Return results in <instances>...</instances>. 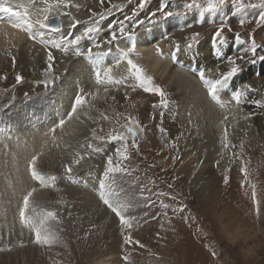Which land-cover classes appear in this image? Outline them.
Segmentation results:
<instances>
[{
  "label": "rangeland",
  "instance_id": "374dc122",
  "mask_svg": "<svg viewBox=\"0 0 264 264\" xmlns=\"http://www.w3.org/2000/svg\"><path fill=\"white\" fill-rule=\"evenodd\" d=\"M79 2L80 11L75 8L69 9L77 14L83 12L81 21L88 20L89 8L92 11H102L97 0H81ZM113 2L121 4L122 10H114L110 14H106V18L100 22L101 31L93 33L90 38L81 41L79 48L82 51L99 42L103 47L99 50L93 48V51L102 50L107 53L109 47L112 49L113 44L109 46L104 44V41L110 39L111 26L119 27L121 20H124L125 26L128 27L143 20L144 23L138 24L135 28L136 34L141 30L144 31L148 25H155L160 20L172 18L180 19V26L166 29L158 24L155 33L156 36H159L157 37L159 40H162L164 35L170 37V40H162L166 44L167 51H174L172 41L181 45V51L176 54L179 56V61L170 66V73L180 68V70H184L185 74L188 76L190 74L196 79L198 70L207 69V78L214 79L217 70H227L222 57L233 55L246 48L249 42V37L246 34L249 33L253 34L258 51L264 49V25L257 23L259 16L264 13V0H241L243 7L236 6L235 0H226L225 4L218 6L213 11H205L209 0H148L145 8L138 10V15L133 21L125 20V17L131 16L132 10L136 9L137 0H132L131 4L127 0H113ZM193 2L199 7L189 9L188 4ZM108 6L106 3L105 7ZM160 8H164L165 12L172 11L174 15L167 17L158 11ZM153 12L156 13L155 17H152ZM150 17L151 19H149ZM241 19L246 21L243 28L239 26ZM222 20L227 21L234 31L225 33L227 43L222 46L221 57H217L216 49L212 46V37L217 25ZM235 31L241 33L245 40L244 44L234 42ZM193 33L200 34L198 42L192 49L186 50L187 41L185 38L191 37ZM23 46L27 55L25 54L19 65L12 63V56L17 59V53H13V50L8 52L11 54L9 62L0 63V246L5 243L15 245L18 241L23 240L25 247H14L11 252L0 253V264H95L101 261H105V264H125L124 256L126 254L128 255V264H264V232H257L259 226L255 220L256 217L263 219L261 229L264 230V113L262 112L263 107L259 106L264 104V102L261 103L264 101L262 96V94L264 95V61L257 60L255 63L243 66L242 72L227 87L231 90L230 94L232 95L227 94V88L223 90L224 96L228 95L229 97L226 98L229 99L225 101L226 110L221 113L218 112L220 110L214 108L217 106L216 104L214 107H207L208 111L206 112L202 108L201 98L199 97L196 101V98L188 93L189 87H192L191 90L196 89V93L199 95L200 84L198 82H195V84L197 83L196 88L186 81L182 84L181 80H177L173 75L168 80L169 76L162 77L158 74L156 77L151 73L147 74L152 76L154 83L162 87L166 93L167 108L157 106L154 109L152 105H159L160 98L145 93L141 89L128 93L130 100L126 102L123 87L118 91L116 88H111L112 90L107 94L109 97H117L115 101L109 99L108 102H104L102 99H98L99 101L95 102L92 115H98L96 109L106 111L109 115L114 112L131 113L144 127L138 140L139 154L130 148V160L122 162L131 174H117L112 179L115 183L122 184L130 196L135 197L134 203L143 204L144 197H148L147 202L151 207H137L131 214L141 216L147 211L149 215L156 214L158 216V220H152L142 226L134 225L132 229L133 238L145 244L146 249H140L135 245L131 247L122 245L117 218L98 199L97 185L107 166V156L113 155L115 147H118L119 144L117 142L105 144L103 145L104 151L94 153L90 158H86L79 165L74 166L72 175L77 183L73 184L65 178L63 168L64 165L71 162V149L63 151L62 148L55 147L51 137L55 135L56 143L62 144L71 141L75 145L77 141H83L88 128L97 125H93L89 120L81 117L85 121L83 125L78 122H69L63 130H59L62 131V135L58 134V130L54 134L50 133L51 136L45 138L47 147L44 149V155L38 161V168L48 175L57 176L59 178L57 187L61 191L41 189L34 194V198L36 201L53 207L58 212L62 224L57 225L56 222H50V224L54 229L61 227L64 229L59 234L66 240L69 247L65 249L54 245L51 249H47L31 243L34 238L32 231L22 226L16 218L18 217L16 213L18 203L23 193L21 190L19 194L15 191L14 197L17 199L14 200L15 198L11 197L12 190L8 189V191L4 186L11 179L8 178L7 183L4 182V175L9 177L11 157L18 153L17 142L25 141L24 134L31 130L29 134L32 135L34 132L43 130L44 127L54 126L69 109L70 102L74 94L78 92L77 90L81 88L91 90L94 80L87 77L84 81L82 79L84 76H81L79 68H76L77 66L83 68L82 60H79L82 56L77 57L71 52L65 55L53 49L56 57L52 70L54 79L45 87L44 82L48 79L45 73L46 56L42 58V52L37 46H33V48L27 44ZM259 54H264V51H259ZM7 55L5 54V57ZM41 55L42 57H40ZM107 60L108 56L106 55L105 61L108 62ZM90 70L92 69L90 68ZM17 75L23 77L19 84L15 82ZM69 79L71 82L68 85ZM70 85L71 87H69ZM128 90L130 91V89ZM241 90H244V95L237 103L232 98L235 91ZM208 100L209 104L213 105L214 101L210 97ZM53 110L61 111L62 114L56 118L53 116ZM249 113H255V115L249 120H244L243 117ZM225 115L229 116V120L222 123ZM36 120L41 122L36 125ZM103 127L105 131L112 127L123 130L114 122L112 124L103 122ZM225 127H227L228 148L222 147ZM161 129L165 131L161 132ZM174 131L178 133L177 142H174L175 139L172 137ZM210 138H212V142L214 141V146L213 143L211 146L206 145V140ZM241 142L244 144L243 155L238 159L233 156V153L241 152L239 147ZM173 143L176 148L172 147ZM4 144L9 145L7 150L3 147ZM232 145H236V147L233 148ZM158 152L159 155H157ZM205 153L209 154L207 158L209 161L206 165L204 162L200 163L201 160H204L202 155ZM173 155L181 157L177 161L178 165L185 162L184 155H189L188 163L201 165L199 170L204 171L208 177L207 181L199 184L201 187L208 186L210 184L208 178H211L215 191L222 192H219L215 198L219 199L217 203L215 201L205 202L203 199L197 198L189 186H184L179 179L175 181L172 188H168L167 185L172 182L173 176H177L176 167L175 169L173 167L165 168L162 161ZM217 160L220 161L222 167L217 166ZM242 160L246 162L249 174L248 183L244 182V174L240 171ZM114 162H116L115 157ZM24 164L26 165V162ZM153 164L155 167H149ZM177 164L176 166H178ZM225 168L230 169L227 172L230 177L227 187L222 182V172ZM162 169L164 170L162 171ZM12 183L14 184V182ZM31 186L38 189L40 187L34 181L25 187ZM253 186L255 187L253 188ZM141 190H143L142 194ZM253 191L256 193V202L259 204V215L255 211ZM161 192L169 195L161 196L159 195ZM171 195H177L178 201H182L188 206L182 215L191 212L197 218L191 226L185 224L180 216L173 217L172 223L169 224L167 218L159 215L162 211V203L178 206L176 201L170 199ZM58 201L61 202L57 203ZM209 207L214 209L208 210ZM7 210L8 212H6ZM11 212L16 214L12 216ZM171 215L169 209V216ZM162 224L163 227H161ZM197 228L202 229V232H197ZM236 229H240L239 233L242 234L256 230L254 232H257V237L248 239L247 245L260 240V242L258 241L259 247L256 250L250 247H241L238 244L241 234L238 238L235 237L236 245L232 244L228 240V236H233ZM20 230L22 231L17 232ZM85 236L87 239H83ZM149 249L155 255L150 254ZM213 251L216 253L215 256L212 255Z\"/></svg>",
  "mask_w": 264,
  "mask_h": 264
},
{
  "label": "snow or ice",
  "instance_id": "6c2138e0",
  "mask_svg": "<svg viewBox=\"0 0 264 264\" xmlns=\"http://www.w3.org/2000/svg\"><path fill=\"white\" fill-rule=\"evenodd\" d=\"M97 2L101 6L102 11H92L91 8H89L88 11L90 15L88 20L81 21L73 16L71 12L66 11L68 8H75L77 11L81 10V6L73 3L72 0H17L15 7H12L8 3V0H0V13H3V15H0V27L6 24L13 29H18L26 33L28 39L43 47L46 53L47 65L45 73L48 77L44 82L45 87H47L48 83L54 79L52 77V70L56 57L54 56L53 49L58 50L65 55L71 52L76 56H84L90 61L94 77L93 88L91 90L81 88L76 92L70 102L69 109L60 117L54 126L50 127L49 130L43 134V136L47 138L50 133L54 134L57 129L63 130L65 125L69 122H78L83 125L85 121L81 119V117L89 120L93 125H97L96 127L88 128L83 141H77L75 145L71 141L62 144L56 143L55 135H52L51 137L55 147L62 148L63 151H69L71 149V162L64 165L63 168L65 178L73 184L77 183V180L74 179L72 175L74 166L79 165L81 161L86 158H90L92 154L104 151L103 145L105 144H112L113 142L119 144L118 147H115L114 154L107 156V166L97 185L98 199L105 208L117 218L119 233L122 237V245L128 247L135 245L140 249H146L145 244L141 243L138 239L133 238L132 229L134 225L142 226V224H148L152 220H158V216L156 214L149 215V212L147 211L141 216L131 214L137 207L150 208L151 205L147 202L148 197H144L143 204L134 203L135 197L130 196L128 190L124 188L122 184L115 183L112 179L117 174H131L129 169L124 166L122 162L130 160V148L134 149L136 153L139 154L140 145L138 140L140 133L144 131V127L135 116L131 115V113L126 114L114 112L112 115H109L106 111L96 109L98 115L94 116L92 115V112L95 109V102L98 99H102L104 102H108L109 99L115 101V96L109 97L107 95L111 88H116L118 91L123 87L125 89L124 100L126 102L130 100L127 91L128 89L132 92L141 89L145 93L156 95L160 98V101L159 105H152L154 109L157 106L160 108H167L168 100L163 88L156 85L153 81V77L147 74L146 69L133 59V57L138 59L140 55L137 51V44L134 41V35L135 28L138 24H143V20L138 21L137 24H133L131 27L125 26L124 20L119 21V27L111 26L112 31L110 32V39L105 40L104 44L111 46L113 42L118 41L121 38H124L126 44V47L124 48H117L116 59L113 60L111 64L105 61V56L111 53V47H109L107 53L103 51H93V48L99 50L103 47L99 42L94 43L92 47H88L84 51L79 48L82 40L90 38L93 33L101 31L100 22L106 18V14H110L113 10H122L121 4L114 3L113 0H97ZM127 2L131 4L132 0H127ZM225 2L226 0H209L205 11L216 10L218 6L225 4ZM235 2L236 6L243 7L241 0H235ZM106 3L109 5L108 7H105ZM147 3L148 0H137L136 9H133L131 16H126L125 20H135L138 15V10L144 9ZM193 7H199V5L195 2L188 4L189 9ZM158 11L167 17H172L174 15L172 11L165 12L164 8H160ZM62 16L67 17L69 20L66 31L64 25L60 22V17ZM155 16L156 13L153 12L152 17ZM149 19H151V17ZM257 23L264 25V13L259 16ZM81 24L90 26H86L83 31H78V26ZM245 24L246 21L244 19L239 20V26L241 28L245 27ZM233 31V28L230 27L225 20H222L217 25L212 37V46L216 49L215 54L217 57H221L222 46L227 43L225 33H232ZM47 32L59 33L60 35L57 40H46L44 37ZM199 35V33H193L191 37L185 38L187 41L185 45L186 50L192 49V47L198 42ZM246 35L249 37V42L246 48L235 52L233 55H224L222 57L227 70H217L214 79L207 78V69L198 70L196 73L200 81L207 85L208 96L213 101L220 103L221 107H227V105L220 102V91L225 90L230 86V82L242 72L243 66L245 64L255 63L257 60L264 61V54H259V51H264V49L258 51V45L255 42L253 34L249 33ZM161 39L170 40V37L164 35ZM234 42L236 44L245 43V40L239 31H235L234 33ZM171 43L174 47L171 56L175 59L176 54L181 51V45L175 41H172ZM155 52L157 55H163L159 42L155 44ZM11 60L13 65H15L16 58L12 56ZM122 64L126 65V68L122 73L117 74V70L120 69ZM22 79L23 77L21 75H17L15 77V82L19 84ZM101 88L105 94L103 96L100 94ZM243 95L244 90L235 91L232 99L238 103ZM260 107H264V105H260ZM253 115H255V113H249L248 115H245L243 119L249 120ZM228 120L229 116L225 115L222 123H225ZM103 122H108L109 124L114 122L123 130L121 131L112 127L110 130L105 131ZM164 131V129H161V132ZM227 139V127H225L222 140L223 148L229 147ZM3 147L7 150L9 145L4 144ZM46 147L47 140L45 139L41 142L38 151H34L30 156L25 158L26 171L29 174L31 181H34L40 187L39 189L35 186L21 188L23 194L18 203V218L22 226L29 228L32 231L34 238L31 243L47 249H51L54 245H59L68 249V243L59 234L62 233L64 229L62 227L54 229L50 224V222H56L57 225L62 224L58 212L53 207L36 201L34 198V194L41 189H52L57 192L61 191L57 187L59 178L55 175H48L38 168V161L44 155V149ZM172 147L176 148L175 143L172 144ZM232 147L235 148L236 145H232ZM239 147L241 152L239 154L233 153V156L238 159L243 155V142H241ZM177 151L179 150L177 149ZM157 155H159V152ZM114 157L116 158V162H114ZM13 159H15V157H13ZM180 159L181 157L179 155L171 156L174 169L177 161ZM200 163H203V161ZM216 164L219 167L220 161L217 160ZM149 167H155V165H149ZM16 170L17 172L19 171L18 167ZM163 170L164 169H162V171ZM229 171L230 169L225 168L222 172V182L225 187L229 185L230 177L227 175V172ZM240 171L244 174V182L248 183L249 174L246 162L243 160L241 161ZM178 179H180L179 176H173L172 182L167 185L168 188H172L173 184ZM17 183H19V181H17ZM241 186L243 187L244 185L242 184ZM254 187L255 186H253V188ZM6 189H11L12 194L15 195V186L11 181H8L6 184ZM142 192L143 190H141V194ZM159 195L168 196L169 194L161 192ZM252 196L253 202L256 204L255 211L257 215H259L260 209L259 204L256 202L255 191H253ZM170 199L176 201L178 206H170L167 203H162V211L159 214L160 216L167 218L169 224L172 223V218L175 216H180V219L189 226L196 222L197 218L193 216L191 212L187 215H182L188 206L182 201H178L177 195H171ZM61 201H58L57 203H60ZM169 209L172 213L171 216H169ZM161 227H163V224ZM197 232H202V229L197 228ZM83 239H87V236L83 237ZM14 247L23 248L25 247V244L23 240L15 245L5 243L3 246H0V253L11 252ZM148 251L150 254L155 255L154 253H151L150 249ZM212 255H216L215 251L212 252ZM124 261L125 264H128L127 254L124 256Z\"/></svg>",
  "mask_w": 264,
  "mask_h": 264
},
{
  "label": "bare ground",
  "instance_id": "6f19581e",
  "mask_svg": "<svg viewBox=\"0 0 264 264\" xmlns=\"http://www.w3.org/2000/svg\"><path fill=\"white\" fill-rule=\"evenodd\" d=\"M81 0H72L73 3L75 4H80ZM169 1V0H168ZM8 3L12 6V7H15L16 3H17V0H8ZM126 5V4H125ZM66 11H69L72 13L73 16H75L77 19L79 20H82L83 19V12H80V14H77L76 12L72 11V9H66ZM114 11V10H113ZM116 11V10H115ZM82 13V14H81ZM0 15H3V13H0ZM109 18V17H108ZM87 19V18H86ZM60 22L64 25V29L65 31L67 30V25L69 23V20L67 17H60ZM161 25L162 27L164 28H168V27H178L180 26L181 24V21L180 19H177V18H172V19H169V20H164V21H159L158 23H155V25H148V27H145V30L144 31H140L138 33H136L134 35V41L136 42L137 44V51L138 53L140 54L139 55V58L137 59L136 57H133V59L139 63L143 68L146 69L147 73H151L152 75L154 76H158V74L162 77H165V76H169L168 77V80L171 79V75H173L174 77H176L177 80H181L182 84L186 82H188L189 84H191L192 86L196 87V84L195 82H198L200 84V89L198 90L199 91V95H197V90L193 88V90H191L192 87H189V90H188V93L192 96V97H195L196 98V101L197 99L200 97L201 100H202V108L207 112L208 109L207 107H214V105L216 104L217 106H215L214 108L216 110H220L218 111L219 113H221V111H225L226 110V107H221L220 106V103H217V102H213V105L209 104V100H208V92H207V85H205L202 81H200L199 77H195L196 79H194L190 74L189 76L187 74L184 73V70H180V68L176 69L173 73L171 72L170 73V66L173 65V64H176L179 60V56L176 55V58L173 59L172 56H171V53L173 51H170L166 49V44L165 42H163L162 40H159L157 39V37L159 36H156V28L157 26ZM147 26V25H146ZM85 28V25L84 24H81L78 26V31H83ZM77 30H74V31H77ZM59 33H52V32H47L45 33V39L46 40H57L58 37H59ZM87 39V38H86ZM91 40V39H90ZM83 42V41H82ZM159 42L160 43V47H161V50H162V53L163 55H157L156 52H155V44ZM24 44H27L29 46H37L42 55L40 57L44 58L46 56V53L43 49V47H40L38 44L34 43L32 40L28 39L27 37V34L18 30V29H13L11 28L10 26L8 25H4L2 27H0V63H5V62H9L10 60V55H9V51L10 50H13V53L16 52L17 53V59H16V65H19L22 61V58L25 56V54L27 55L26 53V49L25 47L23 46ZM85 44V43H84ZM89 45V44H88ZM87 46V45H86ZM21 47V48H20ZM124 48L126 47V44H125V40L124 38H121L120 40L118 41H115V43H113L112 45V49H111V53L108 54V62H112L113 60L116 59V55H117V48ZM38 49V50H39ZM102 51V50H101ZM167 51V52H166ZM108 52V51H107ZM166 52V53H165ZM216 53V52H215ZM5 54H8L6 57H5ZM72 55V54H71ZM57 56V55H56ZM35 57V56H34ZM78 57V56H77ZM31 59V58H30ZM38 59V58H37ZM25 60V59H24ZM79 60H82V67H79L77 66L76 68H79L78 71L80 72V75L81 76H84V78H82L84 81L87 79V77H89L90 80H94V77H93V72L92 70H90L91 68V65H90V61L87 60L84 56H82V58H80ZM86 60V61H85ZM185 61V60H184ZM69 62V61H68ZM81 62V61H80ZM107 62V63H108ZM26 63V62H25ZM33 63V62H31ZM111 64V63H109ZM30 65V64H29ZM80 65V66H81ZM71 66V65H69ZM73 66V64H72ZM176 66V65H174ZM25 67V66H24ZM64 68V67H63ZM68 68V67H67ZM126 68V65H121L120 66V69L117 70V74H120L124 71V69ZM174 69V68H173ZM184 69V68H183ZM187 70V69H186ZM185 70V71H186ZM55 71V70H54ZM77 71V70H76ZM70 72V71H69ZM181 74V75H180ZM80 76V77H81ZM93 79H92V78ZM72 78V77H71ZM74 78V77H73ZM209 79V78H208ZM74 81V80H73ZM79 81V80H78ZM174 81V80H173ZM184 81V82H183ZM71 82V79H69V82H68V85L70 84ZM131 82V81H129ZM82 83V82H81ZM175 83V82H174ZM72 84V83H71ZM91 84V83H90ZM82 86V85H81ZM71 87V85L69 86ZM84 87V86H83ZM73 88V87H72ZM87 88V87H86ZM185 88V87H184ZM197 88V87H196ZM124 89V88H123ZM186 89V88H185ZM112 90V89H111ZM110 90V91H111ZM120 90V89H119ZM36 91V90H35ZM79 91V90H77ZM128 93L132 92L131 90H127ZM230 89H226V92L228 95H232L230 94ZM113 93V92H112ZM111 93V94H112ZM115 93V92H114ZM113 93V94H114ZM119 93V92H118ZM223 90L220 91V95H219V100L221 103L223 104H226L225 101H227L229 98H226V97H229L228 95L227 96H224L223 94ZM100 94L104 95L103 93V89L101 88L100 90ZM110 94V95H111ZM122 96H123V93H122ZM262 96L264 97V95L262 94ZM117 98V97H116ZM119 99V97H118ZM194 99V98H193ZM231 99V98H230ZM234 100V99H233ZM264 100V99H263ZM67 101V100H66ZM99 101V100H98ZM232 101V100H231ZM235 101V100H234ZM212 102V101H211ZM264 102V101H261V103ZM121 103V102H120ZM123 103V101H122ZM121 103V104H122ZM260 103V104H261ZM264 105V104H263ZM51 106V105H50ZM120 106V105H119ZM260 106V105H259ZM59 109V108H58ZM47 111V110H46ZM53 116L54 117H58L62 114L61 111H55L53 110ZM264 113V107H263V111ZM32 113V112H31ZM34 113V112H33ZM56 113V114H55ZM45 114V113H44ZM30 115V114H29ZM34 115V114H33ZM223 115V114H222ZM47 115H45L46 117ZM49 116V115H48ZM35 117V116H34ZM45 117H42V118H45ZM47 118V117H46ZM22 119V118H21ZM48 119V118H47ZM45 120V119H44ZM27 121V120H26ZM41 121L40 120H36V125L39 124ZM21 123V122H20ZM24 123V122H23ZM21 125V124H20ZM42 125V124H41ZM22 126V125H21ZM43 126V125H42ZM41 126V127H42ZM52 127V126H51ZM50 128V127H49ZM48 127H44L43 130H39L37 132H34L32 135L29 134V133H25L24 134V138H25V141L23 142H20L18 143V150L17 152V155L16 154H13L12 157H15V159H13L11 157V161H10V170H9V177L5 174L4 175V182L7 183L8 181V178L11 179L12 182H14V186H15V191L18 192L19 194V191L21 190L22 187H25V186H29V184L31 185V179H30V176L29 174L27 173L26 171V165L24 164L26 162V157L27 156H30L31 153H33L34 151H38L40 149V145H41V142L45 140V137L43 136V134L45 132H47L49 130ZM32 129V128H31ZM58 131L60 129H57ZM57 131V132H58ZM173 131V130H172ZM58 134L62 135V131H59ZM49 136H51L49 134ZM178 133H175V131L172 133V137L174 140V142H177V139H178ZM20 137V136H19ZM208 138V137H207ZM23 140V139H22ZM26 142V143H25ZM213 143V146H214V141L212 142V138L210 139H207L206 140V145H209L211 146ZM217 143V141L215 142V144ZM218 146V144H217ZM216 146V147H217ZM207 149V148H206ZM218 149V148H217ZM220 151V150H219ZM189 155H184V158L183 160L185 161L184 163L182 164H177L178 166H175L176 167V172H177V176L180 177V182L184 185V186H189L190 190L192 191L193 194H195V196L197 198H201L203 199L205 202L207 201H215L216 203L218 202L219 199H215L217 194L221 191H218L216 192L215 191V188H214V185L212 184V180L211 178H208L209 181H210V184L208 186H203L201 187L199 183H202L204 181H207V177L208 175L206 176L204 174V168H207V166H204L203 168V172H201L199 170V168L201 167V165L199 166L198 163L197 164H194L192 165L191 163H188L189 161ZM203 156V159L204 160H201L205 163V165L207 164V162L209 160H207V158L209 157V154L206 155V153ZM10 156L8 155V158ZM218 157V156H217ZM202 158V157H201ZM212 159V158H211ZM199 160V159H197ZM25 161V162H24ZM211 162V161H210ZM162 165L165 167V168H172V161H171V158H168L167 160H163L162 161ZM221 166V165H220ZM18 167L19 171L17 172L16 168ZM212 167V166H211ZM222 167V166H221ZM210 169V168H209ZM213 169V168H212ZM208 170V169H207ZM1 175V174H0ZM15 180V181H14ZM17 181H19V183H17ZM6 186V185H4ZM8 190V189H7ZM219 190V189H218ZM9 191V190H8ZM6 191V192H8ZM11 192V191H10ZM9 193V192H8ZM222 193V192H221ZM224 193V191H223ZM223 195V194H222ZM14 200H16L17 198L14 197V195L12 194L11 196ZM11 198V199H12ZM11 201V200H10ZM2 202V201H1ZM8 203V202H7ZM17 203V202H16ZM1 205V204H0ZM3 205V203H2ZM4 206V205H3ZM12 206V205H11ZM6 207V206H5ZM7 209H9V207H7ZM12 209V208H11ZM214 208L212 207H209L208 210H213ZM5 210V209H3ZM14 209H12L13 211ZM11 211V210H10ZM93 211H94V208H93ZM8 212V210L6 211ZM15 212V210H14ZM1 213V212H0ZM4 213V212H3ZM12 213V212H11ZM16 213L18 214V210L16 211ZM15 213V214H16ZM14 213H12V216H13ZM14 214V215H15ZM4 215V214H3ZM2 216V215H1ZM10 216V215H8ZM5 217V216H4ZM1 218V217H0ZM19 221V218L16 217ZM15 219V218H14ZM255 220L257 221V225L259 226L257 228V232L258 233H261V232H264L263 229H261V226L263 224V219L259 218V217H256ZM6 221V220H5ZM17 221V220H15ZM85 222V221H84ZM20 223V222H19ZM256 225V224H255ZM1 226V225H0ZM3 226V225H2ZM20 226V225H19ZM23 228V227H22ZM21 228V229H22ZM16 230V229H15ZM239 230L240 229H236V233L232 236H228L229 237V241H231L232 244L236 245V238H238L239 234H241L242 236L238 238V244L241 246V247H250L251 249H257L259 247V242L260 240L258 241H254L253 243H250L249 245H247V240L250 239V238H256L257 237V232L255 233L254 231L256 230H252V232H247L245 234H242V233H239ZM10 231V229H9ZM22 230L20 231H17V232H21ZM24 232V231H23ZM15 233V232H14ZM251 233V234H250ZM19 234V233H18ZM23 234V233H22ZM16 235V233H15ZM26 235V234H25ZM22 236V235H21ZM16 238V237H15ZM17 241V240H16ZM19 242V241H18ZM252 242V241H251ZM24 248V247H23ZM109 260V259H108ZM110 261V260H109ZM107 263V262H106ZM109 263V262H108ZM95 264H105V261H101V262H96ZM131 264V263H130Z\"/></svg>",
  "mask_w": 264,
  "mask_h": 264
}]
</instances>
